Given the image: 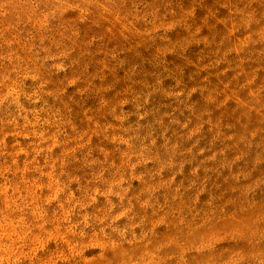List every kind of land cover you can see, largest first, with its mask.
Here are the masks:
<instances>
[{"label":"rangeland","instance_id":"obj_1","mask_svg":"<svg viewBox=\"0 0 264 264\" xmlns=\"http://www.w3.org/2000/svg\"><path fill=\"white\" fill-rule=\"evenodd\" d=\"M0 264H264V0H0Z\"/></svg>","mask_w":264,"mask_h":264}]
</instances>
